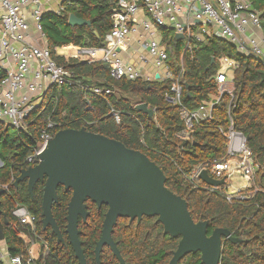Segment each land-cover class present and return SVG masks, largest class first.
<instances>
[{"label":"trees","instance_id":"obj_1","mask_svg":"<svg viewBox=\"0 0 264 264\" xmlns=\"http://www.w3.org/2000/svg\"><path fill=\"white\" fill-rule=\"evenodd\" d=\"M261 17L264 32V0H249ZM60 14H43L42 26L53 59L74 73L73 83L51 85L44 104L36 108L28 118L27 129H17L0 122V143L6 153L0 165V186L7 192L0 196V207L9 221L4 224L5 240L11 256H21L27 264H80L66 232L67 207L72 189L58 188L59 201L53 204V214L65 243L57 241L52 228H43L42 200L44 181H38L30 193L28 179L15 184L20 170L36 165L28 157L41 144V132L50 121L56 125L52 134L64 128L86 127L93 132L122 141L127 147L141 150L155 161L167 176L166 185L187 202L195 221H209L208 234L216 227L227 228L240 241L224 239L221 264H264V70L255 58L240 52L228 40L208 34L202 41H192L193 49H185L187 38L178 36L172 28L159 27L163 41L170 46L168 62L174 72L181 67L183 74V102L188 108H197L202 101L217 93L215 75L222 57L237 62L231 78L233 95L225 94L214 109V117L197 125L191 139L180 137L184 122L180 108L166 98L171 81H147L143 79H115L110 75L109 64L98 60H86L56 55V48L63 45H105V37L114 24L112 15L118 10L117 0H66ZM89 20L90 24L72 26L70 14ZM97 31L98 34H95ZM93 87L110 89L97 94ZM146 103L154 115L139 110L137 105ZM114 106L121 110V121L110 115ZM231 118L236 128L248 137L259 165L256 179L246 190L245 198L227 199L228 187L220 185L209 189L204 181L199 187L185 180L200 164H211L227 153V138L221 132L227 130ZM15 130V135H12ZM90 213L86 222L79 220L80 238L87 264H97L95 246L100 239L108 205L100 208L92 200L86 201ZM17 205L26 206L36 215L34 229L22 225L13 210ZM3 219V215H0ZM41 245L38 258L29 253L30 242ZM113 237L126 264H169L180 237L164 233V226L157 216H144L141 222L120 217L114 227ZM0 264H4L0 260ZM101 264H121L109 247H104ZM179 264H204L200 252L187 254Z\"/></svg>","mask_w":264,"mask_h":264},{"label":"built area","instance_id":"obj_2","mask_svg":"<svg viewBox=\"0 0 264 264\" xmlns=\"http://www.w3.org/2000/svg\"><path fill=\"white\" fill-rule=\"evenodd\" d=\"M66 0H0V122L8 123L17 129H27L30 114L44 104L46 92L54 84L73 83L74 73L59 65L52 56L46 34L42 26L43 14H60ZM118 10L112 15L113 28L105 37V45L68 44L56 48V55L95 62L102 60L109 64L110 75L115 79H143L147 81H171L166 98L179 106L184 129L179 134L182 139H191L197 125L214 117V109L223 101L225 94L233 95L231 74L237 62L222 57L215 75L217 93L202 101L195 109L183 102L184 68L174 72L168 62L169 47L158 38L159 27L172 28L187 38L185 49H193L192 41H202L208 34L224 38L237 49L257 59L264 70V32L261 17L249 0H117ZM144 9L147 20L139 21L138 11ZM140 23V24H139ZM142 27V33L139 28ZM138 33L140 48L148 56H141L144 67L151 63L157 69L147 74L134 61L123 57L122 52L129 48L131 35ZM69 55V56H68ZM159 75V77H157ZM97 94L109 93L110 89L93 87ZM110 115L121 121L122 112L112 106ZM228 115L230 126L221 132L227 138V153L224 158L215 159L211 164H200L185 175V180L199 187L200 174L207 170L215 179H224L227 187L233 174L241 172L245 185L234 192H227V199L234 196L245 198L246 190L256 179L259 165L248 137L236 128ZM56 124L48 123L42 130V144L28 157L35 162L55 134L49 129ZM218 186H208L215 190ZM220 187V186H219ZM22 225L36 226L37 217L24 205L13 210ZM29 258L27 263H30ZM10 264H27L21 256H11Z\"/></svg>","mask_w":264,"mask_h":264},{"label":"water","instance_id":"obj_3","mask_svg":"<svg viewBox=\"0 0 264 264\" xmlns=\"http://www.w3.org/2000/svg\"><path fill=\"white\" fill-rule=\"evenodd\" d=\"M72 26L90 24L74 13L69 16ZM95 34H98L95 31ZM178 36H184L178 33ZM159 77V75H157ZM139 110L154 115L146 103L137 105ZM1 162V161H0ZM2 163V162H1ZM200 178L209 185L220 186L224 179H215L205 169ZM28 179L30 193L35 184L44 181L42 200L43 228H52L58 242H65L53 214V204L59 201L58 188L72 189L67 207L66 232L80 264H87L79 229V220L87 221L90 215L86 201L98 207L108 205L102 235L95 253L101 264V252L108 245L121 264H126L113 238L114 227L120 217L141 222L144 216H157L164 226V233L180 237L169 264L179 262L189 253L200 252L204 264H221L224 239L240 241L227 228L216 227L208 234L209 221H195L188 202L167 185V176L161 167L141 150L127 147L122 141L93 132L86 127L58 130L39 155V162L20 170L15 184ZM0 186V196L7 192ZM0 241L5 240L4 224L9 221L0 207Z\"/></svg>","mask_w":264,"mask_h":264},{"label":"crops","instance_id":"obj_4","mask_svg":"<svg viewBox=\"0 0 264 264\" xmlns=\"http://www.w3.org/2000/svg\"><path fill=\"white\" fill-rule=\"evenodd\" d=\"M137 16H138L139 21L147 20L149 18L148 14L144 11V9L139 10ZM139 32L142 33V27L139 28ZM156 36H157L158 40L162 43V35L159 31H158ZM139 38H140V36L138 35V33H136L133 36L131 35L128 50L122 52L123 57H125L126 59H130V60L134 61L135 64L138 66L142 65L140 57L141 56H148L147 53L144 52L140 48V43L138 41ZM139 68L141 69L142 67L139 66ZM143 68L145 70V73H147V74L153 73L157 70L154 67V65L151 63L145 64ZM22 235H23V237L26 236L28 238V240L26 239L27 242L31 241L29 236H27L24 233H22ZM40 245L41 244L38 242H34V241L32 243L30 242L29 253H30L31 257H33L35 259L39 257L40 248H41ZM34 246L38 247L36 254L34 253ZM10 257H11V255L9 253V248L7 246L6 240L0 241V260H2L4 264H10V261H9Z\"/></svg>","mask_w":264,"mask_h":264},{"label":"rangeland","instance_id":"obj_5","mask_svg":"<svg viewBox=\"0 0 264 264\" xmlns=\"http://www.w3.org/2000/svg\"><path fill=\"white\" fill-rule=\"evenodd\" d=\"M163 44H164V46H168L169 49H170V46L167 43H165L164 41H163ZM180 69H182V67ZM15 133H16V131L12 130V135H15ZM4 153H6V150L4 148V145L2 143H0V161L1 162H3V154ZM1 162H0V165H2ZM230 182H231L230 186H228V191L229 192H234L238 188H241V187H243L245 185V181H244V178H243L241 172H237V173L233 174ZM24 238L28 240V238L26 236H24ZM37 250H38V247L34 246V253L35 254L37 253Z\"/></svg>","mask_w":264,"mask_h":264},{"label":"flooded vegetation","instance_id":"obj_6","mask_svg":"<svg viewBox=\"0 0 264 264\" xmlns=\"http://www.w3.org/2000/svg\"><path fill=\"white\" fill-rule=\"evenodd\" d=\"M100 208V207H99ZM129 222H130V220H129ZM133 222V221H132ZM132 222H130V223H132ZM137 222H138V220H137ZM102 235V234H101ZM101 237V236H100ZM114 238V237H113ZM81 239V238H80ZM82 240V239H81ZM115 240V239H114ZM58 241V240H57ZM99 241V240H98ZM97 241V242H98ZM115 242L117 243V241L115 240ZM63 243H65V242H63ZM96 245H97V243H96ZM73 247V246H72ZM82 247H83V240H82ZM104 247H109L108 245H105ZM103 247V248H104ZM117 247H118V243H117ZM110 248V247H109ZM95 249H96V246H95ZM118 249H119V247H118ZM110 250H111V248H110ZM120 250V249H119ZM112 251V250H111ZM113 253V252H112ZM120 253H121V251H120ZM101 254H102V252H101ZM122 255V254H121ZM95 257H96V253H95ZM100 259H101V256H100ZM96 261H97V258H96ZM126 263V262H125Z\"/></svg>","mask_w":264,"mask_h":264}]
</instances>
